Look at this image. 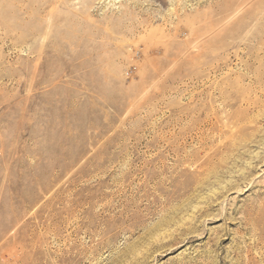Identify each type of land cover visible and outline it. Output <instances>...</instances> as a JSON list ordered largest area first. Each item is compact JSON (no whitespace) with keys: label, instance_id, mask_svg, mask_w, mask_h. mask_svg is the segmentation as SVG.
<instances>
[{"label":"rangeland","instance_id":"rangeland-1","mask_svg":"<svg viewBox=\"0 0 264 264\" xmlns=\"http://www.w3.org/2000/svg\"><path fill=\"white\" fill-rule=\"evenodd\" d=\"M0 264H264V0H0Z\"/></svg>","mask_w":264,"mask_h":264},{"label":"bare ground","instance_id":"bare-ground-1","mask_svg":"<svg viewBox=\"0 0 264 264\" xmlns=\"http://www.w3.org/2000/svg\"><path fill=\"white\" fill-rule=\"evenodd\" d=\"M229 1V0H228Z\"/></svg>","mask_w":264,"mask_h":264}]
</instances>
